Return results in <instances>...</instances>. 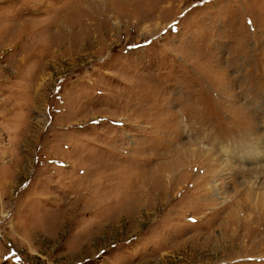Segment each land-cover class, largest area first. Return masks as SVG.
<instances>
[{"label": "rangeland", "instance_id": "1", "mask_svg": "<svg viewBox=\"0 0 264 264\" xmlns=\"http://www.w3.org/2000/svg\"><path fill=\"white\" fill-rule=\"evenodd\" d=\"M0 264H264V0H0Z\"/></svg>", "mask_w": 264, "mask_h": 264}]
</instances>
